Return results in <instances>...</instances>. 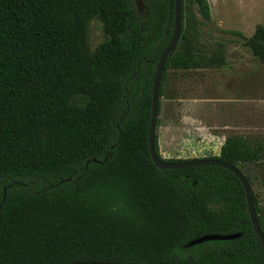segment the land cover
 <instances>
[{"label": "trees", "instance_id": "1", "mask_svg": "<svg viewBox=\"0 0 264 264\" xmlns=\"http://www.w3.org/2000/svg\"><path fill=\"white\" fill-rule=\"evenodd\" d=\"M181 2L159 96L169 70L227 62L224 43L204 36L209 0ZM95 18L107 38L92 49ZM174 25L175 0H0V264H264L235 173L151 158L156 64ZM232 32L264 64V24ZM158 114L157 155L201 159L162 156L160 100ZM202 158L243 171L264 159V139L231 134Z\"/></svg>", "mask_w": 264, "mask_h": 264}, {"label": "rangeland", "instance_id": "2", "mask_svg": "<svg viewBox=\"0 0 264 264\" xmlns=\"http://www.w3.org/2000/svg\"><path fill=\"white\" fill-rule=\"evenodd\" d=\"M209 2L212 18L203 26L204 36L210 44L224 43L227 62L221 67L168 71L163 95L159 97L160 121L170 124L177 120L179 141L186 140L174 158L218 155L231 134L264 139V64L232 32L250 36L257 24H264V0ZM106 38L102 23L93 19L89 29L91 48ZM203 131L211 132V147L189 150L192 145L203 147ZM243 171L252 179L253 191L264 209V159L245 165Z\"/></svg>", "mask_w": 264, "mask_h": 264}, {"label": "water", "instance_id": "3", "mask_svg": "<svg viewBox=\"0 0 264 264\" xmlns=\"http://www.w3.org/2000/svg\"><path fill=\"white\" fill-rule=\"evenodd\" d=\"M181 22H182V2L181 0H175V25L173 35L167 44V46L162 51L160 58L156 64V72L155 78L153 83V90H152V105H151V117H150V125H149V149L150 155L153 162L156 164L157 167L161 169H172V168H187L191 166L197 165H206V164H213L219 165L224 168L229 169L233 173H235L245 188L247 203H248V210L251 218L252 225L256 234L259 237L261 244L264 247V232L262 231L258 217L255 211V200H254V191L253 187L250 184L247 176L245 173L237 166L225 162L221 159L217 158H201L196 160H183V161H166L160 158L156 151H155V131H156V122L159 117L158 110H159V91L161 87V79L164 70V64L168 57V54L176 48L177 42L180 37L181 32ZM67 264H145V263H126V262H110V261H84V262H71Z\"/></svg>", "mask_w": 264, "mask_h": 264}, {"label": "crops", "instance_id": "4", "mask_svg": "<svg viewBox=\"0 0 264 264\" xmlns=\"http://www.w3.org/2000/svg\"><path fill=\"white\" fill-rule=\"evenodd\" d=\"M180 129V124L177 120H173L172 123L167 124L163 119H161L160 126L158 128L159 135V146L160 152L162 155L164 154L165 158H173L177 157L178 152L181 150L179 145L186 140L179 141V134L177 133V129ZM203 137L206 139L204 141L203 147H196L195 145L189 146L190 149H194V152L202 150V148L211 147L212 134L210 131H203L201 133ZM208 139V140H207ZM220 151V150H219ZM220 153V152H219Z\"/></svg>", "mask_w": 264, "mask_h": 264}]
</instances>
